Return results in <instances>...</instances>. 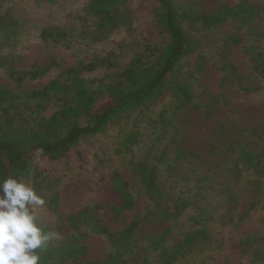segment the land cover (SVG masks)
Wrapping results in <instances>:
<instances>
[{"label": "rangeland", "instance_id": "obj_1", "mask_svg": "<svg viewBox=\"0 0 264 264\" xmlns=\"http://www.w3.org/2000/svg\"><path fill=\"white\" fill-rule=\"evenodd\" d=\"M87 1L0 0V86L14 92L39 88L80 60L98 63L88 76L113 80L143 51L145 43H166L153 15L154 0H127L130 13L123 18L126 24L101 40H95L96 19L85 11ZM176 1L193 14H215L238 3ZM250 2L257 7L256 18L241 27L237 20L216 26L204 21L184 22L194 50L167 76L163 95L123 113L103 132L82 137L56 161L38 157L35 170L23 180L46 201L36 210L38 219L44 229L59 234L51 241L53 245L75 236L86 247L77 260L62 264L104 262L116 249L112 238L143 216L115 261L157 264L167 251L174 254L173 264H264L263 252L254 260L252 249L245 253L238 249L239 240L249 234L262 236L264 245V187L262 191L254 188L251 171L242 172L238 181L232 178L240 153L256 154L264 149V79L252 70L243 48L264 45V0ZM55 27L67 31L65 41L40 38L41 31ZM235 30L240 36L238 44L228 39ZM50 59L56 66L37 80L18 86L9 75L11 70H29ZM224 73L232 79L228 83L222 81ZM236 77L254 90L246 92L238 87ZM175 84L190 88L195 109L191 110L190 104L177 107ZM55 109L50 106L43 115L49 116ZM140 162L155 168L160 188L170 193L168 205L179 195L190 200L178 218L166 219L144 195L133 171V165ZM115 173L129 183L135 199L133 207L118 218L95 207L96 203L114 202L108 184ZM55 192L60 195L59 209L48 204ZM253 201L255 207L249 210ZM79 206L87 207L113 235L94 234L85 226L79 229L82 236L74 232L64 216ZM192 233L197 240L179 250L177 242Z\"/></svg>", "mask_w": 264, "mask_h": 264}, {"label": "trees", "instance_id": "obj_2", "mask_svg": "<svg viewBox=\"0 0 264 264\" xmlns=\"http://www.w3.org/2000/svg\"><path fill=\"white\" fill-rule=\"evenodd\" d=\"M154 1L156 7L153 9V15L157 26L167 39L166 43L161 46L145 43L143 51L131 58L113 80L88 76L87 73L98 63L96 61L85 63L80 60L63 70L58 78L39 88L14 92L0 86V180L7 176L19 180L29 178L36 168L39 156L43 155L49 160L56 161L82 137L103 132L123 113L163 95L167 89V76L194 50L193 39L185 29L184 22L204 21L208 25L216 26L227 20H237L241 27L256 18L253 16L257 7L250 0H237L236 5H226L215 14L187 13L176 0ZM85 11L96 19L97 32L93 33L96 36L95 40L106 38L114 29L125 25L127 19L123 21V18L128 17L130 13L127 0H88ZM40 38L58 43L65 41L68 33L65 29L55 27L41 31ZM228 39L229 42L238 44L240 42L238 30L229 34ZM243 48L252 70L264 79V45ZM55 66L54 59H50L46 64L29 70H11L9 75L18 86H21L24 81H34L43 77ZM236 78L238 87L246 92L254 90L245 85L240 77ZM231 80L227 73L223 74L224 83ZM173 90L178 99L177 107L188 104L191 110L197 107L193 103L194 94L190 88L183 84H175ZM50 106H55L56 109L49 116H44L43 113ZM262 130L264 135V127ZM133 171L139 176L144 195L166 219L178 218L190 205V200L181 198L180 195L175 196L168 205L167 196H170V193L160 188L155 168L140 162L133 165ZM244 171L252 172L254 176L252 185L262 191L264 149L256 154L240 153L236 157L232 178L238 181L239 175ZM108 185L114 202L96 203L95 207L105 208L113 218H118L133 207L134 191L119 173L112 176ZM59 200V192H55L48 204H53L59 209ZM254 207L255 201L249 205V210ZM143 218L144 216L133 219L122 234L115 240L112 238L116 249L100 264H129L115 261V258L122 255L123 242ZM64 219L79 236L83 234L79 230L81 226L87 227L94 234H104L107 237L113 235L85 206L76 207L74 211L66 214ZM193 233L177 242L179 250L197 240L198 237ZM262 241V236L249 234L239 240L238 249L241 253L252 249L254 260H259L261 257L258 254L264 253ZM85 251L86 247L79 244L75 236L58 245L50 242L47 251L41 253L39 264H62L66 260H77ZM173 256V253L166 251L157 264H173L175 261Z\"/></svg>", "mask_w": 264, "mask_h": 264}, {"label": "clouds", "instance_id": "obj_3", "mask_svg": "<svg viewBox=\"0 0 264 264\" xmlns=\"http://www.w3.org/2000/svg\"><path fill=\"white\" fill-rule=\"evenodd\" d=\"M45 204L31 184L12 176L0 180V264H39L41 253L59 238L38 219L36 210Z\"/></svg>", "mask_w": 264, "mask_h": 264}]
</instances>
